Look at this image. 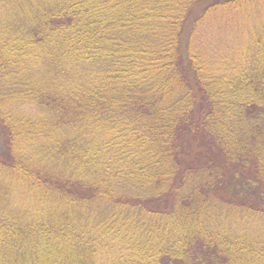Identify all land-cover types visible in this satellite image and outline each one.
<instances>
[{
	"label": "trees",
	"instance_id": "16d2710c",
	"mask_svg": "<svg viewBox=\"0 0 264 264\" xmlns=\"http://www.w3.org/2000/svg\"><path fill=\"white\" fill-rule=\"evenodd\" d=\"M0 264H264V0H0Z\"/></svg>",
	"mask_w": 264,
	"mask_h": 264
},
{
	"label": "rangeland",
	"instance_id": "374dc122",
	"mask_svg": "<svg viewBox=\"0 0 264 264\" xmlns=\"http://www.w3.org/2000/svg\"><path fill=\"white\" fill-rule=\"evenodd\" d=\"M211 40V39H210ZM221 40H216L215 42H214V44H218L219 42H220ZM227 43H230V40H225ZM224 48V50H227L228 49V46H226V43H223V42H221V45L219 46V49L221 50V49H223Z\"/></svg>",
	"mask_w": 264,
	"mask_h": 264
}]
</instances>
